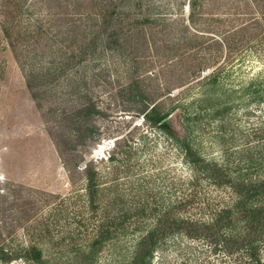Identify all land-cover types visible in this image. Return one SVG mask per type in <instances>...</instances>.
<instances>
[{
    "label": "rangeland",
    "instance_id": "obj_1",
    "mask_svg": "<svg viewBox=\"0 0 264 264\" xmlns=\"http://www.w3.org/2000/svg\"><path fill=\"white\" fill-rule=\"evenodd\" d=\"M73 1H21L37 99L0 28V264H137L151 230L145 264H238L182 222H210L231 185L264 180V0H199L192 16L188 0H144L160 19H125L119 52L81 40L97 13ZM131 79L168 130L128 99Z\"/></svg>",
    "mask_w": 264,
    "mask_h": 264
},
{
    "label": "trees",
    "instance_id": "obj_2",
    "mask_svg": "<svg viewBox=\"0 0 264 264\" xmlns=\"http://www.w3.org/2000/svg\"><path fill=\"white\" fill-rule=\"evenodd\" d=\"M21 1L1 0L0 28L15 59L24 72L26 86L31 96L37 99L35 79H38V75L33 68H24L22 59L25 54L21 48L22 38L19 34V26L16 25L18 21L16 17L19 16L22 9ZM54 1L57 5L63 4V7L66 8L69 6L77 8L82 6V4H77L76 1H73L74 4L68 2V0ZM92 1L98 18L95 24L97 30L83 33L81 37V40L88 41V47L91 43L94 44L96 41L103 40L106 48L119 52L132 39V33L129 32L132 28L125 29V19H128L132 14L136 15L133 21L140 23L156 22L160 19V16H153L150 11L151 6L143 3L144 0ZM198 4L199 0H188L190 16L193 15ZM132 23L134 22L129 24ZM36 28L32 29L30 33H37L38 28ZM74 29L76 30V28ZM74 29L71 28L72 31ZM215 41L219 43L217 40ZM125 88L128 89L129 100L142 102V107L139 111L147 122L168 130L166 117L169 113L163 110L162 102H156V99L149 97L144 88L135 79L129 80ZM37 105L40 106V103L37 102ZM79 112L83 113V117L78 119L76 129L90 131L89 124L85 123L84 117L86 118L93 113H97L98 110L94 107V104L88 103ZM55 144L59 155L64 157V146L60 145V142L57 141H55ZM85 173L91 179L90 168H87ZM230 187L234 195L231 204L219 208L210 222L195 221L192 223L190 221H183L182 225L189 229V235L192 234L196 237L203 236L210 239L214 244L215 250L223 249L225 253L233 256L235 263L262 264L263 259L260 256L259 246L264 239V202L259 199L264 195V180L242 178L239 183L231 185ZM155 233L156 230L149 231L140 242L142 250L139 253L137 264H145V260L152 254L156 242ZM33 254L35 259L39 257V252Z\"/></svg>",
    "mask_w": 264,
    "mask_h": 264
}]
</instances>
